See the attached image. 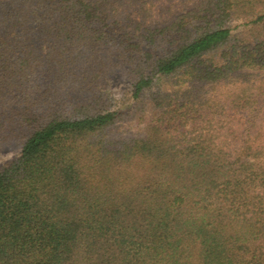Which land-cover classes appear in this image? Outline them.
I'll return each instance as SVG.
<instances>
[{"label": "trees", "instance_id": "16d2710c", "mask_svg": "<svg viewBox=\"0 0 264 264\" xmlns=\"http://www.w3.org/2000/svg\"><path fill=\"white\" fill-rule=\"evenodd\" d=\"M184 1L0 0V264H264V0Z\"/></svg>", "mask_w": 264, "mask_h": 264}, {"label": "rangeland", "instance_id": "374dc122", "mask_svg": "<svg viewBox=\"0 0 264 264\" xmlns=\"http://www.w3.org/2000/svg\"><path fill=\"white\" fill-rule=\"evenodd\" d=\"M142 1V3H144V9H146L150 2H152L153 7L151 8V12L152 13H147V18H156L158 20L155 21V23H163L166 20H172L174 19L176 13L179 14L180 10H182L183 5L185 4L184 0H171L170 2H166V0H140ZM189 1V0H188ZM186 1V3L188 2ZM142 3L139 2V6L142 5ZM179 3L183 4V5H179ZM156 4V6H155ZM155 10V13H154ZM151 14V15H148ZM169 18V19H168ZM240 23H232L230 26L234 27L236 25H239ZM210 89V90H209ZM211 88H206L203 90V92H209L210 93ZM219 91V93H221V89H217L215 90V93ZM130 92H131V84H130V80L127 77L126 74L122 73L119 74L114 80H113V84H112V90L111 93L112 95L118 99V100H123L124 103H129L130 102ZM135 126L131 125L128 126L126 124L122 125V129L121 131H124V133H131L134 132ZM127 134H125L127 136ZM19 153V149L17 147L11 146L9 148H7L6 150H4L2 153H0V167L12 160L13 158H15Z\"/></svg>", "mask_w": 264, "mask_h": 264}]
</instances>
